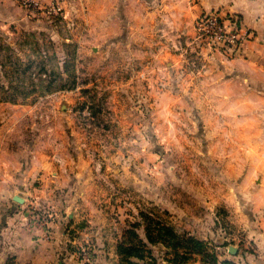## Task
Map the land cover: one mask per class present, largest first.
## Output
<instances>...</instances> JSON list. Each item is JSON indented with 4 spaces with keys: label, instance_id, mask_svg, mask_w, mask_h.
I'll use <instances>...</instances> for the list:
<instances>
[{
    "label": "rangeland",
    "instance_id": "rangeland-1",
    "mask_svg": "<svg viewBox=\"0 0 264 264\" xmlns=\"http://www.w3.org/2000/svg\"><path fill=\"white\" fill-rule=\"evenodd\" d=\"M48 1L21 0L25 19L0 21V99L37 107L45 133L51 124L73 128L102 223L110 238L121 235L114 264L139 261L119 254L120 243L150 264H236L205 239L219 226L205 200L227 190L206 149L221 119L208 115L205 78L222 55L198 38L201 13L191 35L130 38L126 23L115 34L93 6L57 0L58 11Z\"/></svg>",
    "mask_w": 264,
    "mask_h": 264
},
{
    "label": "crops",
    "instance_id": "crops-1",
    "mask_svg": "<svg viewBox=\"0 0 264 264\" xmlns=\"http://www.w3.org/2000/svg\"><path fill=\"white\" fill-rule=\"evenodd\" d=\"M76 2L87 10L93 6L99 22L116 26L115 34L126 23L130 38L161 30L191 35L196 16L212 10L238 15L251 32L237 55L218 56L220 63L205 78L208 115L221 119L206 132L217 135L206 149L218 159L210 166L216 163L214 175L227 190L220 199L205 200L219 223L205 230V239L217 240L228 253V246L235 247L229 255L236 264H264V0ZM22 9L21 0H0V21L20 22ZM43 125L37 107L0 99V264H82L76 251L86 235L88 264H114L121 235L110 238L102 223L80 141L71 139L67 125L51 124L48 133ZM40 207L49 213L45 224L37 218Z\"/></svg>",
    "mask_w": 264,
    "mask_h": 264
},
{
    "label": "built area",
    "instance_id": "built-area-1",
    "mask_svg": "<svg viewBox=\"0 0 264 264\" xmlns=\"http://www.w3.org/2000/svg\"><path fill=\"white\" fill-rule=\"evenodd\" d=\"M37 6L38 2H33ZM48 4L52 8L60 11L57 0H50ZM198 38L205 42L212 53L217 51L225 58H233L242 45L251 37V32L243 26L238 15L223 13L220 10L203 12L195 23ZM34 210V209H33ZM38 221L46 223L49 213L42 207L36 209ZM77 257L82 264H88L91 260L92 250L89 236L83 238L82 243L77 248Z\"/></svg>",
    "mask_w": 264,
    "mask_h": 264
},
{
    "label": "trees",
    "instance_id": "trees-1",
    "mask_svg": "<svg viewBox=\"0 0 264 264\" xmlns=\"http://www.w3.org/2000/svg\"><path fill=\"white\" fill-rule=\"evenodd\" d=\"M119 247L121 248V250H118L119 251L118 252L119 254H124L127 258L136 257L139 260L138 262H141V263L132 262L130 259H128L127 260V264H150V263H147L144 260V257H140L139 255L132 254V251H133V248L132 247H127L126 246V247L122 248V243L119 244ZM152 263L154 264V262H152ZM225 263H228V262L224 261L221 264H225Z\"/></svg>",
    "mask_w": 264,
    "mask_h": 264
},
{
    "label": "water",
    "instance_id": "water-1",
    "mask_svg": "<svg viewBox=\"0 0 264 264\" xmlns=\"http://www.w3.org/2000/svg\"><path fill=\"white\" fill-rule=\"evenodd\" d=\"M19 200V199H18ZM228 251L231 255H235L236 254V248L233 246H228Z\"/></svg>",
    "mask_w": 264,
    "mask_h": 264
}]
</instances>
